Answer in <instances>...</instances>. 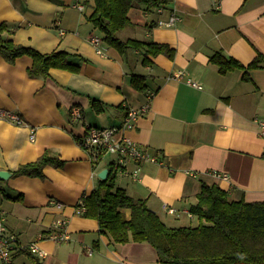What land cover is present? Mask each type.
I'll list each match as a JSON object with an SVG mask.
<instances>
[{
	"label": "crops",
	"instance_id": "0c3cea01",
	"mask_svg": "<svg viewBox=\"0 0 264 264\" xmlns=\"http://www.w3.org/2000/svg\"><path fill=\"white\" fill-rule=\"evenodd\" d=\"M78 2L84 9L75 7ZM93 8L94 0H0L4 38L43 53L65 50L83 58L78 72L53 67L46 77H30L29 56L10 63L0 54V110L25 121L17 125L0 117V169L12 172L44 151L64 160L61 167L46 165L43 178L11 174L0 180L8 228L22 243L37 240L48 253L44 258L17 253L10 264H157L151 244L115 243L99 232L97 219L82 216L77 207L112 158L93 167L90 151L79 143L84 125H120L130 107L144 103L147 91L154 92L147 113L117 136L147 147L161 163H140L139 180L117 175V186L145 201L168 226H184L180 222L192 217L189 205L202 183L217 184L230 199L264 200V136L257 124L264 118V68L249 69L244 79L240 70L220 73L210 61L215 52L243 65L264 55V0H219L218 6L213 0H169L152 10L131 9L130 24L118 36L167 44L172 58L133 48L123 55L103 40L99 53L89 41L102 36L88 21ZM173 13L180 17L174 25H158ZM131 74L145 76L144 91L130 84ZM73 105L81 110L78 120L71 119ZM59 218L66 219L68 238L56 242L49 232Z\"/></svg>",
	"mask_w": 264,
	"mask_h": 264
},
{
	"label": "trees",
	"instance_id": "16d2710c",
	"mask_svg": "<svg viewBox=\"0 0 264 264\" xmlns=\"http://www.w3.org/2000/svg\"><path fill=\"white\" fill-rule=\"evenodd\" d=\"M169 0H94L93 12L88 21L99 30L102 40L121 54L129 48L141 49L145 54L174 56V49L167 44L134 38L125 40L118 32L130 24L131 9L152 10L163 7ZM5 24H0V54L12 63L26 55L32 60L27 68L30 77H46L50 68H63L78 72L80 55L65 50L40 52L32 47L14 43L2 35ZM210 61L220 73L240 70L242 77L252 68H264V55L258 53L247 65L236 59L215 52ZM143 63H148L145 55ZM130 84L139 91L146 89L145 76L130 75ZM95 110L100 102L91 98ZM91 154V153H90ZM103 154H91L93 167L103 159ZM61 167L57 155L44 151L36 160L19 165L13 176L44 177L46 165ZM108 167V164L106 165ZM105 179L95 174L92 191L82 197L77 205L79 213L98 221L100 233L108 235L115 243L128 241L151 244L158 256L157 264H264V200L246 201L230 199L226 190L217 184L202 183L196 202L189 205V213L196 216L195 226H168L141 199L127 194L117 186L116 175L108 167ZM128 211V214L126 213Z\"/></svg>",
	"mask_w": 264,
	"mask_h": 264
},
{
	"label": "built area",
	"instance_id": "2783aa9c",
	"mask_svg": "<svg viewBox=\"0 0 264 264\" xmlns=\"http://www.w3.org/2000/svg\"><path fill=\"white\" fill-rule=\"evenodd\" d=\"M218 1L219 0H213L215 6H218ZM75 7L82 10L84 9V4L78 2L75 4ZM179 19L180 17L173 13L167 20H159L158 25L170 27ZM89 41L97 47V51L100 53L98 46L102 42V38L97 35H92ZM175 75L181 78L183 72L177 71ZM186 82L193 87L201 88V84L191 78H186ZM153 95V91H147L144 95V103L139 107H130L126 111L121 124L118 126L97 127L87 124L84 125V132L79 139L80 145L87 148L92 155L97 152H101L103 156L111 155L112 158L108 163V167L115 173L116 177L117 175H126L132 180H139L140 163L144 161L161 163L158 156L147 147L127 136H117L120 131L134 129L136 127L137 120L147 113ZM70 114L72 120H78L82 117L81 110L76 105L71 107ZM0 117L17 125L25 124V121L20 115L7 110H0ZM257 124L260 134L264 136V118L257 119ZM34 137L35 131L32 128L30 131V139L32 140ZM131 161L135 164L133 168L129 167ZM213 174L222 178L227 177L226 173L216 170L213 171ZM54 204L57 207L61 206L60 203L57 202ZM168 211L172 213L175 212V209L169 207ZM65 224L66 219H57L52 230L49 232V238L56 242L66 240L68 238V233L65 230ZM42 236L41 234L39 238ZM17 253H28L39 258H44L48 254L44 249L39 247L37 240L27 244L22 243L19 236L8 228L6 211L0 209V262L10 264L14 255Z\"/></svg>",
	"mask_w": 264,
	"mask_h": 264
},
{
	"label": "water",
	"instance_id": "95a60500",
	"mask_svg": "<svg viewBox=\"0 0 264 264\" xmlns=\"http://www.w3.org/2000/svg\"><path fill=\"white\" fill-rule=\"evenodd\" d=\"M109 173L108 167H104L97 172V176L101 179H105ZM11 171L6 169H0V180H6L11 176Z\"/></svg>",
	"mask_w": 264,
	"mask_h": 264
},
{
	"label": "rangeland",
	"instance_id": "374dc122",
	"mask_svg": "<svg viewBox=\"0 0 264 264\" xmlns=\"http://www.w3.org/2000/svg\"><path fill=\"white\" fill-rule=\"evenodd\" d=\"M108 158H110V155L104 156L105 160H107ZM180 224H182L184 226H195L198 224V219L196 216H192V217L184 219L183 221L180 222Z\"/></svg>",
	"mask_w": 264,
	"mask_h": 264
}]
</instances>
